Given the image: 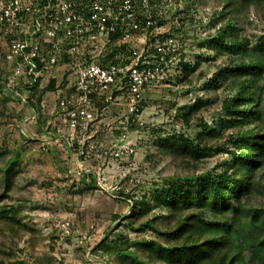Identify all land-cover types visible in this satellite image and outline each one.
I'll use <instances>...</instances> for the list:
<instances>
[{
	"label": "rangeland",
	"instance_id": "rangeland-1",
	"mask_svg": "<svg viewBox=\"0 0 264 264\" xmlns=\"http://www.w3.org/2000/svg\"><path fill=\"white\" fill-rule=\"evenodd\" d=\"M177 3L186 24L176 29L175 17L168 18L166 34L183 40L187 61L197 64L151 87L139 125L115 129L128 114L125 97L111 102L82 143L48 146L37 138V127L22 126L17 100H0V264H160L156 252L167 245L165 234L175 222L162 188L226 169L236 128L221 125L227 117L222 102L236 92L240 77L225 68L239 56L207 45L227 25L215 20L224 2L173 0L172 6ZM239 10L236 30L255 45L264 33V12L249 0ZM183 136L228 151L214 148L196 160L183 153ZM253 183L242 202L264 206V170Z\"/></svg>",
	"mask_w": 264,
	"mask_h": 264
},
{
	"label": "built area",
	"instance_id": "built-area-1",
	"mask_svg": "<svg viewBox=\"0 0 264 264\" xmlns=\"http://www.w3.org/2000/svg\"><path fill=\"white\" fill-rule=\"evenodd\" d=\"M172 3L0 0V84L20 104L49 115L46 129L52 128L41 136L43 143L72 149L91 137L111 102L126 98L128 114L115 129L140 124L144 95L182 76L187 61L183 40L166 34L167 21L152 17L182 8ZM174 21L181 25L178 17ZM52 81L55 89L45 90ZM36 87L44 90L40 103L33 96Z\"/></svg>",
	"mask_w": 264,
	"mask_h": 264
},
{
	"label": "trees",
	"instance_id": "trees-1",
	"mask_svg": "<svg viewBox=\"0 0 264 264\" xmlns=\"http://www.w3.org/2000/svg\"><path fill=\"white\" fill-rule=\"evenodd\" d=\"M219 1L224 6L215 20H225L227 25L220 28L221 34L210 37L207 45L239 56V61L225 68L240 79L236 92L222 102L227 117L221 121V125L235 126L230 138L235 149L229 151L231 158L222 173L208 171L171 180L169 186L162 188L167 207L175 213V222L165 234L167 245L156 252L160 264H264V206L252 207L242 202L254 189L256 173L264 170V33L258 43H250L239 35L234 23L239 20L242 0ZM249 2L264 12V0ZM152 17L159 23L166 22L165 17H178L179 26L186 24L182 8L170 10L165 17L155 13ZM179 26L174 25L176 29ZM196 64L183 62V74ZM46 89H55L54 81ZM34 90L33 96L40 103L44 90ZM0 99L9 102L12 96L0 90ZM40 117L46 123L48 118ZM181 144L183 153L196 160L209 156L214 148L228 151L224 145L213 148L184 136ZM186 183H191L190 190H186ZM234 243L244 250L243 255Z\"/></svg>",
	"mask_w": 264,
	"mask_h": 264
},
{
	"label": "crops",
	"instance_id": "crops-1",
	"mask_svg": "<svg viewBox=\"0 0 264 264\" xmlns=\"http://www.w3.org/2000/svg\"><path fill=\"white\" fill-rule=\"evenodd\" d=\"M0 71H1V67H0ZM0 90H3L4 91V87H2L1 84H0ZM46 92L48 93L46 95H48V96L51 95L50 94L51 91H46ZM14 101H15V99L12 98L11 99V102L13 103ZM18 102L20 103V101H18ZM19 105H20V107L17 109L19 113H18V115L17 114L16 115L18 116V119H20V121L22 123V126L25 127L27 125V126H31L33 128L34 127H37V129H35L34 131L37 133V138L38 139H41V136L44 135V134H46L45 131H46V126H47V123H48L49 115L48 114H45L44 113V110H42V109L36 108L34 110L31 107L26 106L24 104H19ZM21 110L24 111V112H22V114L20 112ZM34 113H36V115L38 114V116L36 118H32V115ZM40 116H45L46 118H48L47 121H46V123H44L42 121L43 119ZM22 132L24 133V131H22Z\"/></svg>",
	"mask_w": 264,
	"mask_h": 264
}]
</instances>
